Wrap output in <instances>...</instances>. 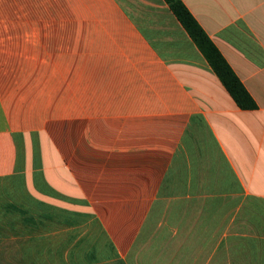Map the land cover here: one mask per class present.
<instances>
[{"label":"crops","instance_id":"obj_1","mask_svg":"<svg viewBox=\"0 0 264 264\" xmlns=\"http://www.w3.org/2000/svg\"><path fill=\"white\" fill-rule=\"evenodd\" d=\"M182 1L256 108L165 0H0V264H264V0Z\"/></svg>","mask_w":264,"mask_h":264},{"label":"trees","instance_id":"obj_2","mask_svg":"<svg viewBox=\"0 0 264 264\" xmlns=\"http://www.w3.org/2000/svg\"><path fill=\"white\" fill-rule=\"evenodd\" d=\"M190 37L203 53L210 66L232 95L237 105L243 109L256 108V103L218 48L194 18L182 0H165Z\"/></svg>","mask_w":264,"mask_h":264},{"label":"rangeland","instance_id":"obj_3","mask_svg":"<svg viewBox=\"0 0 264 264\" xmlns=\"http://www.w3.org/2000/svg\"><path fill=\"white\" fill-rule=\"evenodd\" d=\"M182 168H183V167H182ZM181 170H182V169H181ZM180 187H181V184L178 185V188H180ZM154 244H155V243H153L152 246H153Z\"/></svg>","mask_w":264,"mask_h":264}]
</instances>
